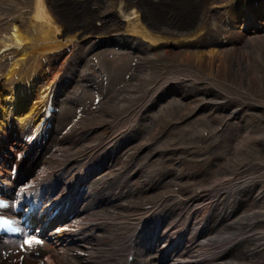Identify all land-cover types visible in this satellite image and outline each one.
<instances>
[{"label": "rangeland", "instance_id": "1", "mask_svg": "<svg viewBox=\"0 0 264 264\" xmlns=\"http://www.w3.org/2000/svg\"><path fill=\"white\" fill-rule=\"evenodd\" d=\"M241 1L213 0L208 9L204 7V0H122V11L127 13L133 5L136 6L144 24L155 34L185 38L201 24L205 25L203 32L193 40L162 42L148 51L145 43L136 38L132 40V37L95 40V37L110 31V27L124 26L122 12L117 4L111 5V0H49L65 26L64 32H80L76 36L82 41V48L67 64L64 56L70 45L50 54L46 63L33 61L29 57L23 67L29 81L32 83L31 79L35 80L32 88L35 94H43L55 79L65 88L52 143L38 159V163H46L51 151L60 146L59 138L67 140L64 146L70 144L75 149L104 131V122L111 121L112 117L102 114V104L117 117L118 112L125 110L124 106H120L119 96L126 98L129 93H133L137 97L144 92L145 84L153 87L159 75L165 76L171 71V76L176 77L177 71L180 76L187 77L167 82L162 92L154 95L155 102L138 120L133 123L131 117H123L115 124L121 130L131 125L136 127L111 150L115 149L114 157L110 154L103 157L90 182L88 181L89 185L91 182H95L94 186L100 185L104 180H109L110 176L122 173L136 152L137 163L127 168L126 174L131 178L122 189L123 196L98 210L109 213L117 208L123 211L128 209L123 206L124 203L139 201L137 188L142 178L140 173H147L148 164L156 167L162 165L163 169L168 170L158 186L148 189L145 195L149 198L163 193L187 194L216 178H224L228 169H244L251 165L255 172L244 182L232 187L230 192L223 193L219 199L240 198L241 206L227 222L254 212L259 221L257 220L258 225L252 232L259 237L264 232V163H261L264 160V0H244L246 24L242 25L238 18L233 20L231 28H226L220 21L221 15L230 12L232 8L239 16L240 10L236 3H242ZM32 4L33 0H0V40L8 37L10 26L7 22L11 21L8 16L17 11H24L18 16L22 29L27 30V23L32 17ZM95 4L100 6L99 10L92 8ZM112 9L114 11L110 12ZM98 17L104 21V28L96 26ZM221 35L228 36L229 41ZM138 41L136 49L129 47H135ZM211 48L218 50V56L211 58L207 53ZM97 53L96 63L91 57ZM17 56L8 54L1 60V75H5ZM135 57L141 59L139 65L134 64ZM102 66L108 72L107 90L102 100L96 102L94 97L95 91L99 89L98 71ZM189 69L201 77H205V73L210 77L216 75V80L220 81V85L229 94L245 95L238 97L225 92L214 93V88L208 81H194V75L190 74ZM163 70L167 72L163 73ZM60 71L64 72L57 77V72ZM150 72L153 74L143 80ZM19 78L20 74L13 73L7 87L11 88ZM208 100L216 102L212 104ZM258 101L263 104H257ZM127 104L130 106L131 102L127 101ZM194 106L197 107L192 111ZM190 115L192 117L188 118ZM12 117L8 112L4 119L9 121ZM166 119L174 124L160 139L154 140L155 135L163 129ZM12 129L8 127L10 140L7 148H11L14 142L20 144V150L26 145L31 128L23 126L20 129L17 127L16 131ZM90 129L94 133L88 134ZM71 140L77 141L72 144ZM195 152L204 158V169L188 170L180 174L184 163L193 158ZM5 153L4 157L7 150ZM237 155L239 157L236 159ZM159 162L160 165L157 166ZM78 170L77 163H70L62 179L65 184L62 183L61 188L58 185L56 193L70 184ZM26 178L23 177L22 180L25 181ZM118 181V178H114L110 183L111 187ZM245 184L249 186V192L240 188L245 187ZM180 186L185 189L180 190ZM81 189L77 184L73 197L78 196ZM85 202L80 200L76 207L85 205ZM187 209L192 210L190 207ZM68 239L70 241L71 238ZM256 242L262 243L264 248V239L259 238ZM50 245L59 251L64 244L52 242ZM79 257L84 264H92L84 256V251L79 250ZM241 261L244 264H264V256L251 255ZM47 263V260H43L42 264Z\"/></svg>", "mask_w": 264, "mask_h": 264}, {"label": "bare ground", "instance_id": "2", "mask_svg": "<svg viewBox=\"0 0 264 264\" xmlns=\"http://www.w3.org/2000/svg\"><path fill=\"white\" fill-rule=\"evenodd\" d=\"M115 4L120 5V10H122V0H118V2L111 0V5ZM236 6L239 8L240 14L237 16L231 10V18L233 20L239 18L243 24L246 22V7L243 0L242 3H238ZM32 10V22L35 23L39 31V36L35 39L27 30L22 29L19 21L20 17L16 16L8 22L11 32L7 40L9 43L15 42L19 46L14 49L15 52H18V56L5 73V79L0 85V101L5 103L3 104V111L0 114V124L4 125L5 129L7 128V122L4 120V117L8 112H10V115L19 119V129L23 125L26 126V124L29 127H34L36 120L40 119L38 118V103L44 102L45 94H35L33 92L32 88L35 86V80L31 79L33 81L31 83L29 81L30 79L26 77L25 69L23 68L27 62L26 60H28L27 58L31 57L33 61L36 60L42 63L48 58L51 52H56L76 41V36L72 33L65 34V37L58 36V27L56 26L55 19L51 16L50 9L46 7L42 0H33ZM122 16L125 21V31L146 40L147 45L145 47H155L160 42L190 41L195 39L204 29V25L202 24L199 32L195 33V35L190 34L185 36V38H175L155 34L150 31L142 22L137 8L134 6L128 13L122 12ZM225 39L229 41V38ZM7 40L2 38L0 43L3 42L2 44H6L5 41ZM207 53L211 58L218 56V50L212 48ZM189 70L190 74L194 75V80L208 81L214 88V93L225 92L228 95L238 97H241L243 94L245 95V93L229 94L220 85V81L216 80V75H213L210 80H207L205 77L199 76L192 69ZM170 72L168 71L165 76L159 75L158 81L151 92L149 90L151 87L145 84V92L142 93L137 101L136 95L133 93H129L126 98L119 96L118 98L121 101L120 106L125 107L122 114L127 113V116L136 119L141 112L146 110L147 105L154 102L152 94L161 91L165 83L170 80L187 77L186 75L180 76V73L177 71L175 72L176 77H172ZM13 73L20 74L21 78L19 80L20 89L16 100H13L15 83L11 88L7 87V83L10 81ZM152 74L150 72L144 80ZM132 89H135V87H132ZM127 101L131 102L132 105L128 106ZM211 103L213 104L214 100ZM257 104H263V102L258 101ZM107 108L104 104L101 105L103 111H107ZM111 124L113 125L114 122L112 121ZM102 137L103 143L101 148L103 149L101 151L97 152L87 148L94 146ZM116 137V134L106 132L97 137L94 144L78 147L75 151L68 147L70 144L64 146L67 140L59 138L60 146L58 145L57 148L51 151L46 161L50 166V171L46 176H42L38 182L39 194L37 187L33 185L25 184L20 189H16L14 186L18 182L16 176L18 173L20 175V172L13 173L11 178H9L10 174L6 175L5 179L9 188L11 187L15 192L16 205L21 206L23 200L29 198L34 190L33 195H40V199H43V195H47L51 196L46 199L47 201L54 199L59 201V204L68 205L67 213L71 212L74 215L65 222L67 223L66 226H69V229L63 230L59 227L57 231L50 233L53 236L54 242L60 241L61 244L65 243L62 246L63 251L60 250L58 252V250L50 249L47 246L40 256L34 260L20 255V253H16L19 249L12 244L8 249L11 252V256L9 259L4 260L3 264H6L10 259L13 260L11 264H42L43 258L48 260L50 257H54L57 260V264H84L83 259L79 257V250L91 253L92 256L89 257V260L93 264H122L125 262L124 255L128 252L127 243L131 240L135 242V245H139V258L136 264H244L241 260L248 259L251 255L264 256L262 243L256 242L259 238L264 239V232L259 237L254 235L255 232H252L255 226L258 225L257 220L259 221L255 213L253 212L245 215L243 218L227 222L231 217L235 216L238 208L241 206V199L238 197L231 200L219 199L223 193L230 192L232 187L244 182L255 172L251 165L244 169H228V174L224 178H216L212 182L199 187L190 195L184 198H176L171 203L165 200L163 196L160 198L141 199L132 205L125 203L123 206L130 207V215L123 220L116 221L111 226H104V223L107 219H110V216L113 217L114 214L118 213L106 214L102 217L101 215H97L99 212L98 208H103L107 204H113L116 199L122 197L123 192L118 188V184L115 183L116 186L111 187L110 183L114 178H118L119 182H124L125 179L128 181L131 177L126 172L121 175H112L109 177V180H104L100 185L94 186L91 182L89 193H85V195L83 193L79 194L76 198H73L75 189H71V184L61 193L52 194L50 192L52 189L55 192L58 185L61 188L65 184L62 180L64 176L59 174L65 166L74 161L78 163L79 170L74 175L72 182L81 173L87 180L90 179L98 169V164L103 159L100 157L104 156L102 154L98 157V155L106 151L107 146L105 147V145L109 141L110 143L117 141L114 140ZM4 139L5 141L10 140L7 132L5 133ZM76 141L71 140L72 144ZM14 144L16 147L19 145V143ZM15 149H10L8 152V164L10 165L14 160L19 158L20 163L25 162L27 165L25 174L32 172L37 161L29 158L30 155L23 158L21 154L15 153ZM238 157L239 155L236 156V159ZM192 160L188 166L189 170L201 171L204 169V158L198 152L193 154ZM261 163H264V160H261ZM146 166L148 168L147 173L140 174L141 177H144L141 180L144 186L151 183L153 187H156L162 182L163 177L168 174V170L163 169L162 165L160 167H155L151 164ZM12 170L14 172V168ZM152 174L159 176V179L154 181L155 176L152 177ZM51 177H56L57 186H47L44 184ZM79 182L81 186V179ZM93 183L95 184V182ZM244 186L247 188H240L249 192V186L246 184ZM184 189L185 187H180V190ZM146 191L147 189L143 188L138 193L141 194V197H144L142 194ZM194 199H200L201 201L198 203L199 205H195L194 209L189 211L187 207ZM80 200H83V202L86 201L85 205L75 209L74 205L78 204ZM71 202L74 204L70 206ZM145 204L150 205V208L146 210L140 208ZM161 204L163 205L160 208ZM70 207H72L71 210H69ZM112 221L115 220L112 219ZM151 222L154 224L153 227L150 225ZM157 224H161V228L158 230L156 229ZM96 229L98 231H95ZM64 231L67 237L70 236V240L73 242L72 245L68 243V239H64L63 236L65 234H62ZM92 231L95 232L91 233ZM214 232L216 234L213 235L212 233ZM136 233L138 235L135 237ZM101 235L103 236L101 237ZM30 260L32 261L30 262Z\"/></svg>", "mask_w": 264, "mask_h": 264}, {"label": "snow or ice", "instance_id": "3", "mask_svg": "<svg viewBox=\"0 0 264 264\" xmlns=\"http://www.w3.org/2000/svg\"><path fill=\"white\" fill-rule=\"evenodd\" d=\"M0 206H3V202L2 201H0ZM0 226H2V225H0ZM33 243H39V241L36 240L34 237L24 240V244H26V245H31Z\"/></svg>", "mask_w": 264, "mask_h": 264}]
</instances>
